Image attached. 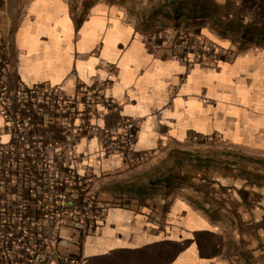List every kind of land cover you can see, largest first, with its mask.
I'll use <instances>...</instances> for the list:
<instances>
[{
    "label": "crops",
    "instance_id": "1",
    "mask_svg": "<svg viewBox=\"0 0 264 264\" xmlns=\"http://www.w3.org/2000/svg\"><path fill=\"white\" fill-rule=\"evenodd\" d=\"M215 1L0 0L22 82L73 94L108 81L119 111L101 106V124L142 120L140 164L89 139L72 152L109 205L84 264H264V0ZM153 32L169 38L157 53ZM182 33L223 51L220 66L174 60Z\"/></svg>",
    "mask_w": 264,
    "mask_h": 264
},
{
    "label": "built area",
    "instance_id": "2",
    "mask_svg": "<svg viewBox=\"0 0 264 264\" xmlns=\"http://www.w3.org/2000/svg\"><path fill=\"white\" fill-rule=\"evenodd\" d=\"M167 40L151 33V51ZM170 41L173 59L187 67L218 68L226 56L203 37L182 33ZM110 84L80 85L73 94L29 86L0 45V264H84V239L102 229L109 205L97 180L76 166L73 150L89 139L104 155L134 165L145 160L135 152L141 119L101 124V106L119 111L107 100Z\"/></svg>",
    "mask_w": 264,
    "mask_h": 264
},
{
    "label": "rangeland",
    "instance_id": "3",
    "mask_svg": "<svg viewBox=\"0 0 264 264\" xmlns=\"http://www.w3.org/2000/svg\"><path fill=\"white\" fill-rule=\"evenodd\" d=\"M225 0H216L215 1V4H216V6L219 4V5H222L223 6V4H225ZM237 9H235V5H234V12H238L239 11V7H236ZM218 10H220V9H218ZM221 12V11H220ZM220 12H218V15H215L216 16V18H219V20L221 21V20H223L224 19V17H225V15L223 14V13H220ZM239 14H241V15H244L245 13H243V12H239ZM153 33H157V34H160V33H158V32H153ZM186 34H191V35H193V36H195L196 37V34H192V33H186ZM198 37V36H197ZM200 37V36H199ZM198 141H201V142H204V141H208V140H204V139H199ZM262 251V254L263 255H261V256H259V259L260 260H264V250H261ZM241 257V256H240ZM243 257V259L245 260V262H246V264H249L248 262H247V259H246V256L244 255V256H242ZM259 263H260V261H259ZM250 264H253V263H250ZM257 264V263H256ZM261 264H263V263H261Z\"/></svg>",
    "mask_w": 264,
    "mask_h": 264
},
{
    "label": "trees",
    "instance_id": "4",
    "mask_svg": "<svg viewBox=\"0 0 264 264\" xmlns=\"http://www.w3.org/2000/svg\"><path fill=\"white\" fill-rule=\"evenodd\" d=\"M195 1H197V2H201V3H203L204 4V2H206V1H209V0H195ZM248 35V34H247ZM249 37H247V39H248Z\"/></svg>",
    "mask_w": 264,
    "mask_h": 264
}]
</instances>
